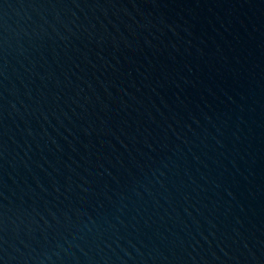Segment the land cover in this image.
Returning a JSON list of instances; mask_svg holds the SVG:
<instances>
[{
    "label": "water",
    "instance_id": "water-1",
    "mask_svg": "<svg viewBox=\"0 0 264 264\" xmlns=\"http://www.w3.org/2000/svg\"><path fill=\"white\" fill-rule=\"evenodd\" d=\"M21 0H0V45Z\"/></svg>",
    "mask_w": 264,
    "mask_h": 264
}]
</instances>
